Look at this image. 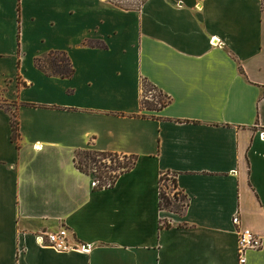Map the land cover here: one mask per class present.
<instances>
[{"label":"crops","instance_id":"0c3cea01","mask_svg":"<svg viewBox=\"0 0 264 264\" xmlns=\"http://www.w3.org/2000/svg\"><path fill=\"white\" fill-rule=\"evenodd\" d=\"M52 51L72 78L36 65ZM0 103V264H241L234 215L264 235V0H0ZM85 149L138 158L98 189ZM62 226L91 249L36 240Z\"/></svg>","mask_w":264,"mask_h":264},{"label":"trees","instance_id":"16d2710c","mask_svg":"<svg viewBox=\"0 0 264 264\" xmlns=\"http://www.w3.org/2000/svg\"><path fill=\"white\" fill-rule=\"evenodd\" d=\"M89 44L96 47L106 46L99 42H90ZM36 65L49 76L72 78L75 74V68L72 64V61L67 52L64 51H52L47 57H38L36 58ZM165 104L166 102L162 103L161 106H164ZM0 105L5 106L1 103ZM148 109L152 110L151 108ZM12 113L13 139L17 141L20 137L18 113L17 111H13ZM81 154H84V159L81 158ZM137 158L138 157L136 155L129 156L114 152L99 151L96 149H85L77 152L75 162L78 169H80L82 172L94 175V179L98 181L96 188L103 189L114 186L122 173L132 169L135 166ZM109 161L111 164H109ZM91 169L96 171L97 174L94 173V171H91ZM167 175L168 174H164L161 177L162 186L160 194V207L162 209L182 214L189 205V200L186 203L185 210H183L182 207L177 205L172 200V198H170V196L166 195L163 190V183L166 179H168ZM172 181L174 182L175 186H178L176 176H173ZM164 225L167 227L171 226L169 223L162 224V226Z\"/></svg>","mask_w":264,"mask_h":264},{"label":"built area","instance_id":"2783aa9c","mask_svg":"<svg viewBox=\"0 0 264 264\" xmlns=\"http://www.w3.org/2000/svg\"><path fill=\"white\" fill-rule=\"evenodd\" d=\"M97 185L98 181L94 179L93 186L96 187ZM232 221L236 226L238 234L239 259L241 264H245L248 251L261 249L264 246V235L251 228L243 227L239 214H235ZM36 240L41 245L53 248L58 252H70L74 250L88 252L91 249V244L79 241L72 242L70 240V229L67 226H62L58 231L39 234L36 236Z\"/></svg>","mask_w":264,"mask_h":264},{"label":"rangeland","instance_id":"374dc122","mask_svg":"<svg viewBox=\"0 0 264 264\" xmlns=\"http://www.w3.org/2000/svg\"><path fill=\"white\" fill-rule=\"evenodd\" d=\"M168 101L167 97L164 96L162 92L159 91L158 88H156L151 83L144 81L143 82V105L145 109L151 108V109H158L162 103ZM10 108L13 109L12 104H6ZM81 158H85L84 154H81ZM109 164L111 162L109 161ZM91 171H94L91 169ZM94 173L97 174L96 171ZM94 176V175H93ZM167 178L163 183V190L166 193V195L170 196L172 200L182 207L183 210L186 208V203L188 201L186 195L178 188V186H175L174 182L172 181V176L167 175Z\"/></svg>","mask_w":264,"mask_h":264}]
</instances>
